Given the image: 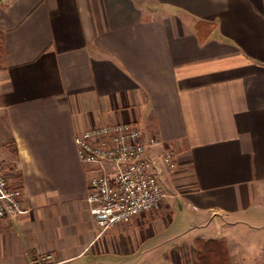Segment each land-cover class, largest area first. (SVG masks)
Instances as JSON below:
<instances>
[{
    "label": "crops",
    "instance_id": "obj_1",
    "mask_svg": "<svg viewBox=\"0 0 264 264\" xmlns=\"http://www.w3.org/2000/svg\"><path fill=\"white\" fill-rule=\"evenodd\" d=\"M121 123L178 168L101 233L76 137ZM0 166L24 192L0 264H197L199 240L264 264V0H0Z\"/></svg>",
    "mask_w": 264,
    "mask_h": 264
},
{
    "label": "built area",
    "instance_id": "obj_2",
    "mask_svg": "<svg viewBox=\"0 0 264 264\" xmlns=\"http://www.w3.org/2000/svg\"><path fill=\"white\" fill-rule=\"evenodd\" d=\"M76 144L83 163L103 168L87 192L101 233L144 212L159 210L168 200L162 175L177 170L178 155L158 136L134 123L108 124L78 135ZM23 199V189L0 166V222L23 213Z\"/></svg>",
    "mask_w": 264,
    "mask_h": 264
},
{
    "label": "trees",
    "instance_id": "obj_3",
    "mask_svg": "<svg viewBox=\"0 0 264 264\" xmlns=\"http://www.w3.org/2000/svg\"><path fill=\"white\" fill-rule=\"evenodd\" d=\"M197 264H232L227 241L199 240L195 244Z\"/></svg>",
    "mask_w": 264,
    "mask_h": 264
}]
</instances>
